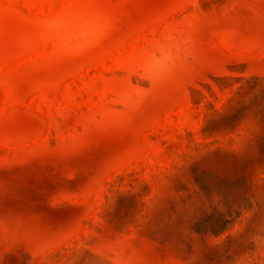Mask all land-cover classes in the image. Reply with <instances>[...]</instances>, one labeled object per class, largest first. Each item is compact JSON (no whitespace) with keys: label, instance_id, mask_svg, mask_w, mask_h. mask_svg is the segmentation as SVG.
I'll return each instance as SVG.
<instances>
[{"label":"rangeland","instance_id":"374dc122","mask_svg":"<svg viewBox=\"0 0 264 264\" xmlns=\"http://www.w3.org/2000/svg\"><path fill=\"white\" fill-rule=\"evenodd\" d=\"M0 264H264V0H0Z\"/></svg>","mask_w":264,"mask_h":264}]
</instances>
